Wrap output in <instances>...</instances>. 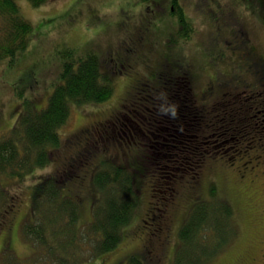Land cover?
<instances>
[{
    "label": "rangeland",
    "instance_id": "374dc122",
    "mask_svg": "<svg viewBox=\"0 0 264 264\" xmlns=\"http://www.w3.org/2000/svg\"><path fill=\"white\" fill-rule=\"evenodd\" d=\"M16 2L22 16L32 24V30L27 47L17 52L11 65L7 59L0 61V134L13 125L23 110L21 97L33 100L38 109L46 103L53 84L58 81L59 54L64 48L73 47L82 53L94 51L103 67L113 73L114 90L107 100L71 106L69 118L60 128L58 158L55 156L47 171L58 168L60 172L58 165L63 160L88 148L84 141L90 140L92 131L88 127L79 130V126L104 118L111 120L117 111L119 120H111L108 127L95 126L93 137L100 139L98 147L111 151L117 162L134 161L137 151L127 155L118 149L127 140L135 148L133 143L141 140L128 134L126 138L121 128L127 131L122 126L125 123L145 139L139 120L128 117L127 109L130 100L151 92L141 90L134 98L128 94L139 81L148 80L155 86L154 75L155 78L170 75L176 80L185 78L184 74L188 76V91L195 98L193 103L208 112L203 123L197 113H191L195 116L189 127L199 133L196 141L204 151L215 150L221 144L216 154L204 158L200 173L190 174L179 165V178L175 180L169 172L178 165L164 160L169 158L168 154H163L158 164H155L158 160L149 162L151 159H148L145 177L137 178L142 181L138 205L132 219L122 228L126 236L111 250L92 253L76 264H126V257L146 236V230L155 246L151 256L147 254L148 262L172 264L179 243L178 230L190 204L197 198L210 199L211 185L215 186L218 197L231 204L237 234L211 256L208 264H264V0H176L175 5H171V0H48L37 6L28 0ZM174 8L182 11L193 31L188 39L169 44L168 38L174 37L180 28L177 16L170 14ZM140 30H144L143 39L136 45L132 40L139 36ZM129 47L137 48L138 52L130 56ZM21 89L24 91L20 97ZM164 89L167 91V87ZM255 89L261 95L250 97ZM171 108L180 110L177 105ZM223 111L233 112L245 130L235 142L229 140L233 131L227 129L228 119H221ZM142 121L152 123L146 114ZM217 127L225 130L222 135L214 133ZM107 133L110 135L106 137ZM214 142L221 143L206 148ZM98 158L97 153L93 165L98 163ZM86 167L80 172L72 168L74 173L67 179L71 181L65 186L82 209L80 222L92 220L93 214L87 202H80L81 192L87 188L94 194L97 191L91 185ZM42 172L38 169L31 177L38 178ZM82 173L84 182V178H79ZM2 184L11 194L19 191L23 202L26 201L27 189L14 179L2 180ZM167 187L175 190L168 201L158 192ZM6 203L4 197L0 201V218ZM26 207V204L20 206L14 221ZM155 223L156 232L161 231L159 234L149 229ZM14 248L17 254L3 252L0 264H38L36 245L21 228L15 235ZM39 264H44L41 259Z\"/></svg>",
    "mask_w": 264,
    "mask_h": 264
},
{
    "label": "trees",
    "instance_id": "16d2710c",
    "mask_svg": "<svg viewBox=\"0 0 264 264\" xmlns=\"http://www.w3.org/2000/svg\"><path fill=\"white\" fill-rule=\"evenodd\" d=\"M28 1L37 6L48 0ZM175 3L176 0H171V5ZM170 14L177 16L180 28L174 37L168 38V43L176 44L188 39L193 31L191 22L178 8L171 9ZM31 30L32 24L20 13L16 0H0V61L7 59L11 65L17 52L27 47ZM59 59L58 81L53 84L46 103L38 109L33 100L21 97L24 91L21 89L19 96L24 108L13 125L0 134V201L7 190L2 180L14 179L20 186L30 190L32 216L23 223L21 230L36 245L35 259L38 264L39 259L44 264H76L92 253L106 252L116 246L126 236L122 228L132 219L138 205L142 181L137 178L145 177L148 159H151L149 162L158 160L155 163L158 164L161 163V156L168 154L169 158L164 160L178 165L169 172L172 180H175L179 178V165L190 174L199 173L206 161L204 158L208 159L210 154H216V149L221 148V142H214L206 145V148L220 145L215 150L204 151V147L196 141L199 133L189 127L195 116L191 113H197L200 123L205 121L206 113L194 104L195 98L188 91V76L184 74L186 79L176 80L175 77L172 79L170 75L161 74L156 78L152 76L157 87L148 80L146 83L139 81L128 94L134 98L133 95L139 94L141 90L151 92L145 97L136 96L139 101L129 99L130 107L127 109L128 117L139 120L140 131L144 132L145 139L125 123L122 126L127 131L121 128L126 138L128 134L141 140L133 143L135 148L130 147L132 144L127 140L118 149L127 155L137 151L133 163L121 164L107 148L100 149L98 145L101 141L93 137L91 130L90 140L87 138L84 141H87L85 144L88 148L70 156L69 160H63L58 165L60 172L58 168L47 171L46 167L54 162L57 150L61 147L60 128L68 120L71 106L104 102L114 90L113 73L103 67L94 51L82 53L73 47H66L60 51ZM166 62L169 64L168 59ZM167 70H170L169 65ZM166 87L167 91L164 89ZM173 105L179 106L180 110L174 111L171 108ZM144 114L151 118V125L142 121ZM221 115V119H228L227 129L233 131L229 140L234 139L235 142L245 132L238 124L239 118L233 112L223 111ZM119 118L117 111L111 120ZM224 131L217 127L214 133L222 135ZM97 153L100 158L93 165ZM117 155L120 156V153ZM86 157H89L88 160ZM84 163L88 166L91 185L98 194L87 188L92 196L89 207L93 210L92 220L80 222L78 219L82 216V209L65 186L71 181L67 179L74 173L72 168L80 172L84 169ZM184 163L189 164L185 166ZM38 169L44 172L38 178L31 177ZM172 189L160 188L158 192L168 201L175 192ZM208 192L210 199L201 197L190 204L178 230L179 243L172 264H208L211 256L236 236L231 204L218 197L214 185L209 187ZM154 227H150V231L158 233L157 223ZM38 254L41 256L38 257ZM145 255V252L129 253L126 264H150Z\"/></svg>",
    "mask_w": 264,
    "mask_h": 264
},
{
    "label": "flooded vegetation",
    "instance_id": "af4514ba",
    "mask_svg": "<svg viewBox=\"0 0 264 264\" xmlns=\"http://www.w3.org/2000/svg\"><path fill=\"white\" fill-rule=\"evenodd\" d=\"M157 4H160V3H157ZM158 8L163 9V6L159 5ZM156 9H157V7H156ZM142 31L144 33V30H140L139 36L133 38L132 42L134 44L137 45L138 43L139 44L141 43V41L143 39ZM127 50L129 52L130 56H132L133 54L138 52V49L133 48V47H129ZM121 65H123V64H121ZM259 95H261V92L256 90V89L250 93V97H253V98L258 97ZM203 112H205L206 116H208L207 115L208 112H206L205 107L203 108ZM114 117H115V114L112 116V118H114ZM110 121H111L110 119L104 118L102 120L96 121L94 124L92 123V124H88L86 126H84V125L79 126L78 129L80 130L82 128L88 127V129L91 131V130H93V128H95V126L96 127H108V124ZM204 163H203V165H204ZM203 165L201 166V170L199 171V173L202 171ZM81 177L84 178V180H83V182H84L85 176L83 173L79 176V178H81ZM82 178H81V180H82ZM81 184H83V183H81ZM23 188H25V187H23ZM27 191H28V194H27L26 201L23 202L22 194L19 191L15 192L14 194H11L9 190H6L5 199H7V203L2 208L1 218H0V256H2V253L5 251H7V252H11V251L13 252L14 251L16 253L15 248H14L15 235H16L17 231H20V228H22L23 223L25 221L29 220L32 216V204H31V199H30L31 194H30L29 189H27ZM91 197L92 196H91L90 192L88 190H86L84 192H81L79 200L81 203L87 202L88 207H90L91 200H92ZM25 204L27 205L26 209H23L19 213L20 214L19 218L16 221H14V217H16V213H18V211L21 209L20 206H24ZM163 221H161L162 224H164ZM160 232L161 231L159 230L158 234ZM145 233H146L145 234L146 236H144V238L141 239L140 244L138 246H136L132 249V252L133 253L134 252H140V253L145 252V254L146 255L148 254V256L150 257L151 256L150 251H153V248L155 247L153 244L154 241L152 238L149 237V233L147 232V230Z\"/></svg>",
    "mask_w": 264,
    "mask_h": 264
}]
</instances>
